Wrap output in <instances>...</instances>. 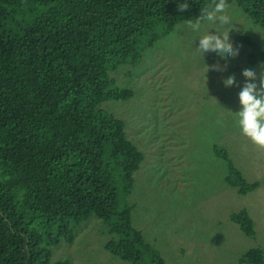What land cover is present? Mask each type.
<instances>
[{
	"label": "trees",
	"instance_id": "trees-1",
	"mask_svg": "<svg viewBox=\"0 0 264 264\" xmlns=\"http://www.w3.org/2000/svg\"><path fill=\"white\" fill-rule=\"evenodd\" d=\"M227 2L264 29V0ZM187 23L170 0H0V264H51L44 241L93 216L116 235L106 245L115 257L165 264L122 202L144 154L125 122L101 106L131 99V90H113L112 75ZM234 41L247 47L236 73L264 65V50L249 35ZM196 65L208 73L203 56ZM216 154L242 194L263 184L249 183L223 148ZM234 221L254 235L248 213Z\"/></svg>",
	"mask_w": 264,
	"mask_h": 264
},
{
	"label": "rangeland",
	"instance_id": "rangeland-1",
	"mask_svg": "<svg viewBox=\"0 0 264 264\" xmlns=\"http://www.w3.org/2000/svg\"><path fill=\"white\" fill-rule=\"evenodd\" d=\"M230 10L237 25L233 40L242 26H256L235 6ZM207 31L205 26L202 34ZM244 35L264 50L261 34ZM194 39L185 25L163 33V42L147 49L138 63L112 75L113 90H131L133 97L107 101L101 109L125 122L127 137L144 154L133 190L122 202L132 208V227L165 264H264V148L239 132L236 94L196 65L202 54ZM215 63L211 59L209 66ZM235 66L234 60L229 74L239 78ZM216 147L229 153L249 183L263 184L247 194L233 187ZM241 210L252 219L254 235L234 221ZM74 223L65 235L53 232L55 242L44 241L51 264H133L106 249L116 235L103 220L93 216Z\"/></svg>",
	"mask_w": 264,
	"mask_h": 264
},
{
	"label": "clouds",
	"instance_id": "clouds-1",
	"mask_svg": "<svg viewBox=\"0 0 264 264\" xmlns=\"http://www.w3.org/2000/svg\"><path fill=\"white\" fill-rule=\"evenodd\" d=\"M170 2L175 5V16L189 20L185 30L194 35L193 47L202 54L208 73L219 77V84L224 89L238 90L234 111L239 132L258 147L264 148V65L241 69L239 78L235 73L229 74V67L232 61L240 57L243 45L233 40L236 30L232 29L237 25L233 23L227 0H212L203 7L197 5L195 0ZM197 7L198 13H193ZM205 26L208 29L206 36L202 34ZM239 31L241 36L251 31L264 37V31L259 30L258 26H242ZM209 59L216 61L212 67L208 66Z\"/></svg>",
	"mask_w": 264,
	"mask_h": 264
}]
</instances>
